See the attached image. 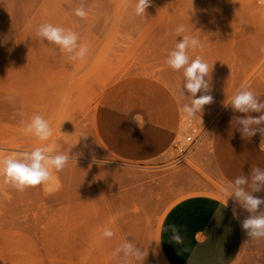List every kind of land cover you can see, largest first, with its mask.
Returning a JSON list of instances; mask_svg holds the SVG:
<instances>
[{
  "label": "rangeland",
  "instance_id": "obj_1",
  "mask_svg": "<svg viewBox=\"0 0 264 264\" xmlns=\"http://www.w3.org/2000/svg\"><path fill=\"white\" fill-rule=\"evenodd\" d=\"M82 2L89 10L83 20L74 15ZM218 2L152 0L146 15L136 16V0H0V150L8 155L43 143L24 135L21 124L41 114L51 122V139L59 138L60 150L70 153L52 191L44 186L17 191L0 177V264H121L113 253L125 241L147 253L143 261L130 264H167L157 245L161 219L176 200L191 193L181 182L174 184L173 176L190 167L209 180L191 154L207 149L213 119L198 114L192 123L200 138L179 153L174 146L185 147L189 129L181 112L180 131L166 153L136 164L106 153L95 134V113L104 91L132 75L159 78L176 95L182 87L186 102L190 94L183 89V70L165 63L181 39L174 31L181 24L185 34L204 44L202 51L189 54L193 59L202 55L213 66L211 73L233 64L245 69L249 43L223 40L233 30L219 28ZM45 22L76 31L80 42L89 45L88 56L70 61L57 46L37 38L35 30ZM257 44L258 56L244 82L264 83L259 51L264 43ZM234 45L235 59L228 53ZM222 185L215 184L220 197ZM228 202L241 221L249 215L231 198ZM105 227L112 237L102 238ZM243 244L264 257V239L248 240L244 232Z\"/></svg>",
  "mask_w": 264,
  "mask_h": 264
},
{
  "label": "crops",
  "instance_id": "obj_2",
  "mask_svg": "<svg viewBox=\"0 0 264 264\" xmlns=\"http://www.w3.org/2000/svg\"><path fill=\"white\" fill-rule=\"evenodd\" d=\"M218 22L224 31L233 30L223 34L224 41L249 43L245 51L249 61L245 69L233 64L205 77L210 83L207 94L213 101L199 115L204 120L213 119V124L207 149L202 146L192 151L191 160L209 180L190 167L173 176L174 184L181 182L191 193L176 200L161 219L157 245L167 264H264V257L255 256L244 246L241 219L239 215L233 218L229 202L221 208L220 217L214 215L221 199L215 184L249 175L255 167L264 168L259 132L250 138L242 137L235 120L261 113H238L226 106L244 84H250L264 102V83L244 82L258 56L257 43H264V5L259 0H219ZM228 53L235 59V45ZM200 95L198 92L197 97ZM175 96L173 86L151 76L132 75L110 85L95 113V134L102 148L124 163H148L160 158L180 131L182 114ZM190 101L187 96L184 103ZM254 195L264 198V190ZM173 224L180 230L182 244L170 242V231H161Z\"/></svg>",
  "mask_w": 264,
  "mask_h": 264
},
{
  "label": "clouds",
  "instance_id": "obj_3",
  "mask_svg": "<svg viewBox=\"0 0 264 264\" xmlns=\"http://www.w3.org/2000/svg\"><path fill=\"white\" fill-rule=\"evenodd\" d=\"M259 3L264 5V0H259ZM151 4L152 0H136L135 15L145 16L146 9ZM74 15L83 20L88 17L89 10L82 2L74 9ZM174 31L181 39L177 40L175 47L167 53L165 63L174 71L183 70V89L190 94L188 96L191 97V101L184 103L186 95L182 87L175 99L185 119L192 122L202 113L204 106L213 101V97L207 94L210 91L209 80L205 79L210 76L213 66L210 68L202 55H197L194 59L190 56V51H202L204 44L198 37L185 34L187 32L185 25H178ZM35 36L57 46L59 52L66 54L70 61H83L89 54V45L81 43V37L71 28L45 22L37 26ZM259 51L264 54V45L259 47ZM198 92L201 93L199 97H197ZM226 106H230L238 113H261L257 117L252 115L235 117V120L242 137L250 138L259 132L261 136L259 148L264 151V102H261L258 95L251 90L250 84L242 85ZM134 120L137 122L135 118ZM21 124L24 135H31L43 143L31 150L12 152L8 155L0 150V177L3 178L4 184L10 185L17 191L23 192L27 188L37 186H44L46 190L52 191L58 186L57 173L64 170L69 163L70 153L60 150L59 138L51 139L53 137L51 122L43 115L34 114L30 120H22ZM262 190H264V168L255 167L251 169L249 175L237 176L221 186L222 198L218 200L220 207L216 209L214 215L220 217L221 208H226L231 198L234 204L249 214L240 222L248 240L264 239V207H262L264 198L254 195ZM232 214L234 219L238 217L236 207L233 208ZM161 231L171 232L172 243L184 242L179 228L174 224L168 225L167 229L162 227ZM113 235L114 232L108 227L102 231V238H110ZM113 255L120 259L121 264H130L133 260L143 261L147 253L133 242L125 241L115 249Z\"/></svg>",
  "mask_w": 264,
  "mask_h": 264
},
{
  "label": "built area",
  "instance_id": "obj_4",
  "mask_svg": "<svg viewBox=\"0 0 264 264\" xmlns=\"http://www.w3.org/2000/svg\"><path fill=\"white\" fill-rule=\"evenodd\" d=\"M188 124H189V129L183 138V142L184 144H186L185 147L184 148L181 147L180 143H176L174 146L175 150L178 151L179 153H184L188 149L192 148L200 138L201 131H199V128L196 125H193L192 122H188Z\"/></svg>",
  "mask_w": 264,
  "mask_h": 264
},
{
  "label": "bare ground",
  "instance_id": "obj_5",
  "mask_svg": "<svg viewBox=\"0 0 264 264\" xmlns=\"http://www.w3.org/2000/svg\"><path fill=\"white\" fill-rule=\"evenodd\" d=\"M112 177V176H111ZM120 182V181H119Z\"/></svg>",
  "mask_w": 264,
  "mask_h": 264
}]
</instances>
